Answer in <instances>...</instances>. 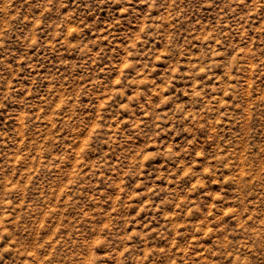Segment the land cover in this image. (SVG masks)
I'll use <instances>...</instances> for the list:
<instances>
[{
  "label": "rangeland",
  "instance_id": "obj_1",
  "mask_svg": "<svg viewBox=\"0 0 264 264\" xmlns=\"http://www.w3.org/2000/svg\"><path fill=\"white\" fill-rule=\"evenodd\" d=\"M0 264H264V0H0Z\"/></svg>",
  "mask_w": 264,
  "mask_h": 264
}]
</instances>
